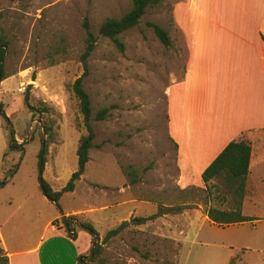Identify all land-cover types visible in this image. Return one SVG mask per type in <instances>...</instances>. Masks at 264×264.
<instances>
[{"label": "rangeland", "instance_id": "rangeland-1", "mask_svg": "<svg viewBox=\"0 0 264 264\" xmlns=\"http://www.w3.org/2000/svg\"><path fill=\"white\" fill-rule=\"evenodd\" d=\"M176 1L149 8L138 27L121 35V51L99 30L107 19L125 16L131 0H0V34L10 43L0 82V102L10 118L8 123L0 114V178L19 164L12 182L0 189V224L10 247L33 240L39 222L49 220L52 210L59 212L44 203L40 190L43 141L48 144L43 178L54 190L66 187L78 168V146L87 132L71 87L84 73L87 21L98 41L88 59L85 90L94 116L102 108H110L111 115L92 121L91 162L77 191L64 194L60 203L65 211L88 210L101 243L109 231L128 223L103 243L94 264H264V181L258 195L254 187L247 190L246 199L254 203L243 210L260 222L225 229L206 216L214 205L207 203L206 188L180 185L168 129L170 85L183 77L187 63L174 18ZM150 24L168 31L171 46ZM43 124L51 129L49 135ZM12 138L24 151H9ZM132 171L136 182L129 176ZM159 204L191 208L137 224L155 214ZM230 205L228 196L218 207ZM76 240L86 249L91 237L78 230ZM90 249L89 243L84 255Z\"/></svg>", "mask_w": 264, "mask_h": 264}, {"label": "crops", "instance_id": "crops-1", "mask_svg": "<svg viewBox=\"0 0 264 264\" xmlns=\"http://www.w3.org/2000/svg\"><path fill=\"white\" fill-rule=\"evenodd\" d=\"M174 18L187 51L183 77L170 85L168 94V129L176 145L180 185L206 188L204 171L245 135L252 146L247 189L256 188L258 195L264 181V0H177ZM253 203L246 199L244 206ZM63 211L95 223L86 209ZM60 218L52 210L31 242L23 239L11 247L1 223L0 249L9 264H78L91 242L83 249L54 225ZM256 219L248 224L256 226Z\"/></svg>", "mask_w": 264, "mask_h": 264}, {"label": "trees", "instance_id": "trees-1", "mask_svg": "<svg viewBox=\"0 0 264 264\" xmlns=\"http://www.w3.org/2000/svg\"><path fill=\"white\" fill-rule=\"evenodd\" d=\"M131 10L122 18L107 19L99 30V35L110 39L121 51L125 49V45L120 37L125 32L138 27L142 18L149 8L160 6L165 0H131ZM84 27L87 34V47L82 56L84 65V73L78 78L71 89L79 102L81 114L84 118V125L87 134L80 140L77 156L78 168L72 175L69 183L63 189L57 191L43 178V172L46 165V155L48 152V144L45 141L42 143V148L39 154L41 164L40 190L42 194L53 203L59 210L61 218L56 220L54 225L60 230L64 231L68 237L76 239L78 230L87 232L91 237V249L88 255H81L78 264H94L100 260L104 251L103 243L110 239L117 237L128 226L127 222L122 223L116 229L108 232L103 243L100 242V234L95 228L94 224L89 221L81 220L82 218L76 215L66 216L61 207V199L66 193H72L77 187V183L82 179L86 172L87 165L90 163V150L95 147L94 141L96 133L92 125L94 118L97 121H105L111 115L110 108L100 109L94 116L92 101L85 90V79L88 76V59L94 52L98 37L92 32L89 23L86 21ZM154 33L158 36L161 42L166 46H171V37L164 28L157 24H150ZM10 43L9 40L0 34V82L5 79L4 66L7 56V51ZM29 97H26L25 103L29 106ZM0 114L10 123V118L6 114L4 103L0 102ZM45 131L50 132L43 124ZM17 150L24 151V145L17 144L12 138L9 146V151ZM7 154H5L6 156ZM252 156L251 143L245 138V135L239 140L232 141L221 154L213 161V163L204 171L203 181L205 183L206 199L211 205L207 210L209 221L220 228H227L239 224L249 223L257 220L256 218L246 216L243 213V206L247 196V185L250 174V163ZM19 164L14 169L8 171L3 178H0V189L5 188L10 184L16 174ZM129 176L136 182V173L130 172ZM228 196L231 198L230 208L224 209L218 207L227 201ZM189 204H180L165 206L159 204L158 211L146 218H139L136 220L138 225H145L150 221H155L159 218L169 215H181L186 210L190 209ZM0 264H9V259L4 250L0 249Z\"/></svg>", "mask_w": 264, "mask_h": 264}]
</instances>
